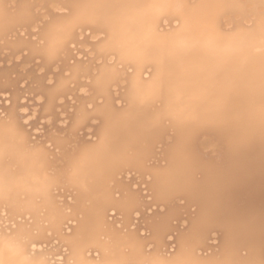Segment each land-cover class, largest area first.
<instances>
[{
  "label": "bare ground",
  "instance_id": "obj_1",
  "mask_svg": "<svg viewBox=\"0 0 264 264\" xmlns=\"http://www.w3.org/2000/svg\"><path fill=\"white\" fill-rule=\"evenodd\" d=\"M0 264H264V0H0Z\"/></svg>",
  "mask_w": 264,
  "mask_h": 264
}]
</instances>
